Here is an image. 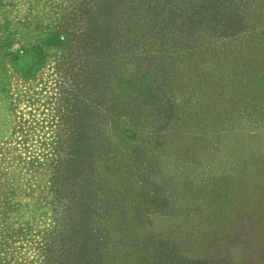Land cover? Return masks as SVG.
<instances>
[{
    "label": "rangeland",
    "instance_id": "rangeland-1",
    "mask_svg": "<svg viewBox=\"0 0 264 264\" xmlns=\"http://www.w3.org/2000/svg\"><path fill=\"white\" fill-rule=\"evenodd\" d=\"M242 1L251 28L264 0ZM118 2L0 0V264L79 262L82 174L64 169L97 132L87 127L95 86L83 76L94 61L42 28L78 4L110 23ZM207 76L200 86L178 74L144 84L151 96L135 120L139 142L122 147L126 173L107 178L112 197L120 191L116 204L96 224L111 225V248L130 251V264H264V118L214 128L231 100L212 94Z\"/></svg>",
    "mask_w": 264,
    "mask_h": 264
},
{
    "label": "trees",
    "instance_id": "trees-1",
    "mask_svg": "<svg viewBox=\"0 0 264 264\" xmlns=\"http://www.w3.org/2000/svg\"><path fill=\"white\" fill-rule=\"evenodd\" d=\"M242 2L119 0L122 9L110 23L96 21L89 8L78 4L69 7L68 12L61 10L63 13H58L59 17L48 28H42L44 35L48 34L60 45L63 43L58 36H66L68 43L83 51L89 62L94 61V68L83 76L95 86L96 104L88 114L87 127L97 132L84 136L89 146L86 156L71 161L64 169L71 176L82 174L79 196L85 207L80 219L78 264L132 261L130 251L111 248V225L101 229L96 224L105 206L116 204L120 191L115 188L112 197L107 178L114 173L115 177L126 173L122 147L139 142L134 126L143 98L151 96L146 82L157 77L172 80L178 74L183 80L195 78L194 83L200 86L202 77L209 74L214 80L212 94L231 100L228 107L220 103L225 120L216 121L214 128L233 131L240 128L245 118L263 120L264 38L259 32L264 30L261 21L264 15L256 16L257 22L247 28L249 17H245ZM230 14L238 23L231 21ZM47 29L55 32L49 34L45 32ZM253 40L257 43L252 44ZM219 100H212L213 106ZM232 111L238 115H232ZM226 177L220 178L219 188H227ZM204 262L209 264L210 260L201 263Z\"/></svg>",
    "mask_w": 264,
    "mask_h": 264
}]
</instances>
